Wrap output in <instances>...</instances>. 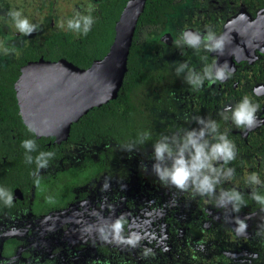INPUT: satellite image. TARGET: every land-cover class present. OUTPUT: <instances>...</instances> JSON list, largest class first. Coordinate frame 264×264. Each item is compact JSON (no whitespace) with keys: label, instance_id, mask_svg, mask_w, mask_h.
I'll list each match as a JSON object with an SVG mask.
<instances>
[{"label":"flooded vegetation","instance_id":"af4514ba","mask_svg":"<svg viewBox=\"0 0 264 264\" xmlns=\"http://www.w3.org/2000/svg\"><path fill=\"white\" fill-rule=\"evenodd\" d=\"M39 1L28 14L36 29L29 35L14 27L10 13L15 11L0 4V9H9L0 13V44L5 46L0 45V89L16 75L11 80L19 119L14 120L22 121L16 124L9 118L13 110H6L5 94L0 93V189L13 196L10 207L0 199V264H264V205L253 199L254 193L264 197V0H163L160 22L139 26L152 1L145 0L130 49L134 42L141 43L148 70L162 68L176 78L166 79V86L161 82L147 87L152 104L143 143L130 144L100 133L77 139H71L70 132L65 139L37 136L25 123L15 88L22 67L40 59L66 58L38 55L19 66L23 49L34 42L43 45L56 31L80 37L83 32L70 29L69 21L91 16V30L97 19H105L104 6L115 7V0H74L67 11L57 12L54 0ZM129 1L123 0L120 12L111 14L117 15L114 36ZM184 32L199 34L201 43L190 46ZM209 32L222 39V49L205 48L203 37ZM9 63L20 72L7 67ZM224 65L226 80L210 82L205 69L214 76ZM198 78L202 84L193 83ZM245 97L258 106L257 124L251 129L238 128L228 110ZM200 119L205 123H198ZM212 122L235 145L236 155L227 164L213 161L219 183L212 193L201 195L191 186L181 191L161 182L153 171L154 145L202 128L204 139L215 143ZM25 140H33L35 148L24 149ZM42 152L54 153L44 157L47 167L37 166ZM12 169L15 177L7 180ZM253 174L260 183L252 181ZM233 192L243 199L238 212V202L228 198ZM118 219L125 238L141 237L137 247L109 242L111 225ZM238 220L247 225L244 233L236 231ZM101 230L109 240L101 239ZM146 249L151 250L147 256Z\"/></svg>","mask_w":264,"mask_h":264},{"label":"trees","instance_id":"16d2710c","mask_svg":"<svg viewBox=\"0 0 264 264\" xmlns=\"http://www.w3.org/2000/svg\"><path fill=\"white\" fill-rule=\"evenodd\" d=\"M122 1L115 0L114 8L111 5L104 6L103 15L105 19H97L98 23L87 34L82 33L80 37H76L71 31H56L47 36L43 45L36 42L29 44L23 49L22 56L18 58L19 66L26 63L27 60L36 59L38 55H44L52 60L65 57L80 68L89 67L93 60L102 58L108 52L113 41L114 20L117 16L112 18L111 14L120 12ZM165 4V1L160 3L159 0L148 2L138 25L160 22ZM13 66L12 63L7 64L9 68L16 69L19 67L18 65ZM16 72L19 73L20 71L16 69ZM12 76L13 79L16 78V75L9 76L6 85L1 86L0 93L5 94L6 110H13L11 111L12 116L9 118L14 120V118L19 119V116L14 99ZM172 76V73H165L162 68L149 67L148 70V65L142 57V44L134 42L128 55L127 71L117 97L102 104L97 109L89 110L78 121L72 123L71 139H77L80 134H89L93 137L96 133H100L106 138L116 139L125 144L142 140L145 124L148 122L146 121L147 110L152 104V98L149 99L146 96L147 87L150 83L156 85L162 82L164 85L166 79L176 78V74ZM170 83L172 87L176 85L175 80L170 81ZM11 96L13 100L9 99ZM1 97L2 95H0ZM6 114L9 113L6 112ZM2 118H4L3 115H0V120ZM15 123L22 124V121L19 120ZM14 172L15 169L8 171L6 179H13L15 177ZM5 184L9 186L8 182Z\"/></svg>","mask_w":264,"mask_h":264},{"label":"water","instance_id":"95a60500","mask_svg":"<svg viewBox=\"0 0 264 264\" xmlns=\"http://www.w3.org/2000/svg\"><path fill=\"white\" fill-rule=\"evenodd\" d=\"M145 0H130L115 25L108 52L80 68L66 59L31 61L15 83L20 114L37 136L65 139L72 123L117 97Z\"/></svg>","mask_w":264,"mask_h":264},{"label":"clouds","instance_id":"9594fccd","mask_svg":"<svg viewBox=\"0 0 264 264\" xmlns=\"http://www.w3.org/2000/svg\"><path fill=\"white\" fill-rule=\"evenodd\" d=\"M16 29L23 35L31 34L35 29L29 20L22 16L21 12L15 11L10 13ZM93 19L91 16H84L81 19L75 21H69L68 27L77 32L82 31L87 34L90 31ZM187 43L190 46L196 47L201 43V36L193 32H184ZM205 41V48L208 51H216L222 49V39H216L215 36L209 32L206 37H203ZM210 42V43H209ZM227 65L218 67L215 75L213 76L210 68L205 69V76L210 82L226 80L224 69ZM231 75V70L228 72V76ZM193 83L199 85L203 83V78H198ZM256 105H253L250 100L245 97L235 109H228L232 112L231 119L238 128L251 129L256 126L257 121L255 113L257 111ZM227 119V117H225ZM198 123L204 124L205 121L200 119ZM211 132L212 138L217 142L211 143L204 139L205 129L188 131L182 138L172 137V142L169 143L168 138L165 137L161 141L154 145V158L156 163L153 165V171L158 179L165 185L174 186L181 191H187L190 189L201 195L210 194L215 188V185L219 183V179L216 176L217 169L213 166V161H223L224 164L236 158L234 148L235 145L227 138L225 134L218 132L217 125L212 122ZM147 139V136H145ZM143 143V140L141 141ZM35 142L33 140H25L22 143V147L26 150H32L35 148ZM46 156H54V153H40L36 157V163L38 167H47V162L44 159ZM31 162V157H26ZM146 167V166H145ZM233 170L229 169V173ZM252 181L254 183H260L258 177L253 174ZM39 186V180L36 181ZM107 188V185H105ZM231 200H235L238 203L234 204L235 210H240L239 204L243 203V199L238 192H233L229 197ZM0 199L6 206H11L13 196L10 192H5L0 189ZM253 199L264 205V197L253 194ZM237 233H244L247 225L238 220ZM124 230V224L122 220L118 219L111 225V237L109 242H116L118 244L129 245L133 248L139 245L141 239L140 236L134 235L125 238L122 233ZM101 239L109 240V235L103 230L100 231ZM167 250V249H165ZM151 252L150 249H146L144 255L147 256Z\"/></svg>","mask_w":264,"mask_h":264},{"label":"rangeland","instance_id":"374dc122","mask_svg":"<svg viewBox=\"0 0 264 264\" xmlns=\"http://www.w3.org/2000/svg\"><path fill=\"white\" fill-rule=\"evenodd\" d=\"M73 1L74 0H70L68 2V4H66V0H54V6L58 10L57 12L67 11L69 9V3L73 2ZM5 2H7V3H5ZM0 4L2 5V7H5L7 5L8 8L10 10H13V11H19L20 12V10L18 8H21L22 16L27 18L29 20V22H30L31 18H30V15H28V14H31V12H32V4L33 5L34 4L35 5H39V0H2L0 2ZM6 10L4 8L0 9V13H3V12L6 13ZM41 12L43 13V11H41ZM36 18H39V17H36ZM59 26H62V22L59 23ZM1 46L3 48H5V46L3 44Z\"/></svg>","mask_w":264,"mask_h":264}]
</instances>
